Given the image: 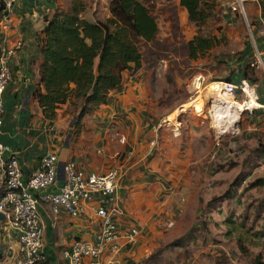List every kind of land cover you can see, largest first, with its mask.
I'll return each mask as SVG.
<instances>
[{
  "label": "crops",
  "instance_id": "1",
  "mask_svg": "<svg viewBox=\"0 0 264 264\" xmlns=\"http://www.w3.org/2000/svg\"><path fill=\"white\" fill-rule=\"evenodd\" d=\"M64 1L22 0L13 8L9 27L4 29L0 25V50L8 42L20 40L23 43L10 61L12 78L2 96L0 136V142L17 156L23 176L32 173L46 153L57 156L58 169L56 183L48 193L57 192L62 186V167L66 162H74L88 174H104L121 168L116 191L118 211L113 220L120 232L138 228L140 236L132 244L121 242L117 255L106 248L102 264H126L128 261L136 264L141 258L147 259L160 240L188 228V216L193 217L190 226L202 234H199V242L204 232L215 231L218 223L219 227L228 228L229 217L225 218L222 206L230 200L236 201L239 194L224 195L219 208H205L208 201L221 196L212 192L215 171H210L213 174L210 175V168L216 166V160L222 165L236 163L229 160L232 154L224 139L220 144L215 142V136H225L229 125L236 123L242 145L231 144L233 157L244 155L245 166L253 167V174H256L255 177L248 175L245 180L250 182V188L264 191V110H242L239 103L243 95L238 92L239 101L225 107L218 121L214 117L210 87L220 82L237 85L242 80L243 69L251 63L250 58L245 56L229 62L233 67L226 66L223 70L198 62L191 65L195 74L186 77L189 68L179 65L173 69L171 80L153 74L157 67L166 71L173 68L165 62L154 68L125 71L121 86L111 92L107 104L85 116L78 129L75 128L77 114L67 106L57 111L56 119L46 120L33 96L39 85L41 31L49 10L70 9L65 8ZM243 1L251 19L249 31L257 40L254 50L262 55L264 65V0ZM174 2L178 4V0ZM177 8L181 20L186 21V11ZM2 14L0 6V18ZM189 32L194 34V28ZM251 69L254 81L249 83L255 88L257 103L264 106V66ZM173 117H177V121ZM261 195L264 197V194L259 197ZM248 204L246 198L240 206ZM95 207V202H90L78 217H71L64 211L54 215L47 204L39 206L46 255L42 264H66L62 254L75 241L95 242L100 231ZM217 214L223 218H217ZM220 239L234 241L225 233ZM218 247L224 249L223 244ZM177 251L174 249V253ZM17 253L16 235L1 221L0 264L14 261ZM157 259L161 264L174 263L171 256L158 255ZM84 261L88 264L89 259ZM180 262L177 259L174 264ZM144 263L147 264L143 261L140 264Z\"/></svg>",
  "mask_w": 264,
  "mask_h": 264
},
{
  "label": "trees",
  "instance_id": "2",
  "mask_svg": "<svg viewBox=\"0 0 264 264\" xmlns=\"http://www.w3.org/2000/svg\"><path fill=\"white\" fill-rule=\"evenodd\" d=\"M86 1L71 0L68 11L57 8L46 13L39 45V85L33 94L44 119H56L57 111L67 106L77 114L76 129L85 116L107 104L111 92L121 86L125 71L145 68L144 45L161 60V52L168 49L155 42L158 25L151 0H108L105 20L86 19ZM217 1L178 0L169 8L171 17L177 7L184 9L189 25L196 28L183 47L189 60L206 56L219 42L198 33L215 18ZM249 66L243 69L242 79L253 82ZM254 264L264 262L256 257Z\"/></svg>",
  "mask_w": 264,
  "mask_h": 264
},
{
  "label": "rangeland",
  "instance_id": "3",
  "mask_svg": "<svg viewBox=\"0 0 264 264\" xmlns=\"http://www.w3.org/2000/svg\"><path fill=\"white\" fill-rule=\"evenodd\" d=\"M152 3L154 4L153 14L158 25L155 42L166 45L168 49L161 52L162 55L160 57L163 59L161 60L160 58L156 59L153 57L150 50L144 45L145 68L148 66H150L148 68H154L156 64L162 62L173 65V68L168 71L157 67L153 74H158L171 80L174 77L173 69L179 65L189 68L185 74L186 77L195 74L194 68L192 69L191 65L198 62L202 64L210 63L214 65L215 69L223 70L226 66L233 67V64L229 62L233 63V61L243 59L245 56L250 58V62L256 60L254 45L257 44V40L253 32L249 31L248 28L251 19L246 3H243L244 17L236 0L217 1L215 18L209 20L198 33L203 37L218 38L219 42L217 46L208 51L206 56L196 60H189L184 56L183 47L185 42L191 38L193 33L189 32V30L193 31V28L188 24L187 20H181L178 8L175 10V16L171 17L173 13L170 12L169 8H172L171 6L175 7V2L173 0L172 3H166L165 0H151L150 4ZM70 4V0L64 1L66 9H69ZM108 15V0L86 1L84 13L86 19L105 20ZM194 31L196 32L195 27ZM180 75H182V72ZM215 86V84L212 85V87ZM216 94L219 93L213 92L211 101L221 100L220 96L217 95L216 97ZM239 99V97H236L237 101ZM226 103L233 104L234 101L227 97L226 100L220 101L221 105ZM216 110L217 105L213 104V112L215 113ZM172 119H176L177 121V117H173ZM226 133L225 136L216 135L215 142L223 144L222 141L224 139V143L230 148L229 153L232 154L228 158L236 163L222 165L221 161L216 160V166L210 168V175H213L210 171H215L214 178L211 180L213 184L212 192L213 194H221V196L215 197L216 201L214 202V198H212L211 201L205 204V208H219L222 206L219 203L224 195L239 194L236 201L230 200L231 202L222 206L226 211L225 218L229 217L227 222L228 228L219 227L220 223H218L216 224V230L211 232L205 231L204 236L201 237V241L199 242V234H202L190 226L193 222V217L188 216L190 225L187 229H182L174 234V236L160 240L159 244L152 248V253H150L149 257L147 259L141 258L136 264H140L142 261L147 264H161L157 259L158 255L171 256L174 263H176L177 259L181 260L178 264H190V262L191 264H254L256 257H260V260L264 262V218H262L264 214V197L262 195L259 197V194H264V191H261L257 187H249L250 182L246 180L248 175L255 173V169L251 166H245L244 161H242L244 155L242 154L240 158H235L237 155L233 157L232 148L234 147L231 144L236 142L240 146L242 145L240 141L242 135L236 129V123L229 125L228 132ZM252 176L255 177L256 174ZM246 198L249 202L248 206L241 207L240 203L242 205V199L245 200ZM240 207L241 209H239ZM216 211L218 213V210ZM217 218L223 217L217 214ZM185 226L187 227L186 224ZM224 233L228 237H232L234 241H229V239L223 241L220 239ZM176 240L180 242H176ZM171 241L172 243L169 244ZM219 244H223L224 249L219 248ZM174 249L178 251L174 253ZM128 263L130 264L131 261H128L126 264Z\"/></svg>",
  "mask_w": 264,
  "mask_h": 264
},
{
  "label": "built area",
  "instance_id": "4",
  "mask_svg": "<svg viewBox=\"0 0 264 264\" xmlns=\"http://www.w3.org/2000/svg\"><path fill=\"white\" fill-rule=\"evenodd\" d=\"M21 1L0 0L2 28L9 27L13 8ZM236 1L245 17L243 0ZM22 47V41L16 40L8 42L0 50V136L3 128L2 96L12 78L10 61ZM255 54L256 60L250 66L258 69L264 65L262 55L258 51ZM215 85L220 93L226 94L233 101H237L236 95L241 93L243 100L239 104L242 110H264V106L257 103L255 88L248 80L242 79L237 85L222 82ZM57 173V156L46 153L41 158L40 165L24 177L17 156L0 142V214L4 217L2 222L16 235L18 244L17 257L11 264H42L46 260L44 225L39 213L41 204L50 206L54 215L64 211L71 217H78L86 204H96L94 213L100 223V231L95 242L75 241L62 254L66 264H86L85 259H89L88 264H102L101 258L106 248L112 255H117L121 242H136L140 236L138 228H130L122 233L113 220L118 211L116 191L122 174L121 168H114L104 174H88L74 162H66L62 167V186L57 192L48 193L47 190L56 183Z\"/></svg>",
  "mask_w": 264,
  "mask_h": 264
},
{
  "label": "bare ground",
  "instance_id": "5",
  "mask_svg": "<svg viewBox=\"0 0 264 264\" xmlns=\"http://www.w3.org/2000/svg\"><path fill=\"white\" fill-rule=\"evenodd\" d=\"M211 90L213 91V92H215V93H219V94H217L218 96H220V98H221V100L220 99H217V100H215V101H213V104L214 105H217V110L215 111V113H214V117L216 118V119H218V121H220L221 120V118L223 117V111H225V107H229L230 105L232 106L233 104L232 103H226V105L225 104H220V101H222V100H226V97H227V95L226 94H222V93H220L219 92V90L218 89H216L217 88V86H215V87H212V85H211ZM211 91V92H212ZM217 97V96H216ZM237 107V106H236ZM238 108V107H237ZM227 110V109H226ZM228 111V110H227ZM229 112V111H228ZM227 115V114H226ZM228 117V116H227ZM222 122V121H221ZM219 124V123H218ZM219 127V126H218Z\"/></svg>",
  "mask_w": 264,
  "mask_h": 264
},
{
  "label": "water",
  "instance_id": "6",
  "mask_svg": "<svg viewBox=\"0 0 264 264\" xmlns=\"http://www.w3.org/2000/svg\"><path fill=\"white\" fill-rule=\"evenodd\" d=\"M4 217L2 214H0V222L3 221Z\"/></svg>",
  "mask_w": 264,
  "mask_h": 264
}]
</instances>
